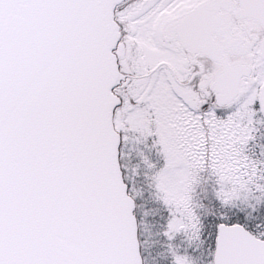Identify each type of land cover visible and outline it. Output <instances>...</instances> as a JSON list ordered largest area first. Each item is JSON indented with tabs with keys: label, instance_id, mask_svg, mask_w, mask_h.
Here are the masks:
<instances>
[{
	"label": "snow or ice",
	"instance_id": "snow-or-ice-1",
	"mask_svg": "<svg viewBox=\"0 0 264 264\" xmlns=\"http://www.w3.org/2000/svg\"><path fill=\"white\" fill-rule=\"evenodd\" d=\"M0 264H264V0H0Z\"/></svg>",
	"mask_w": 264,
	"mask_h": 264
}]
</instances>
